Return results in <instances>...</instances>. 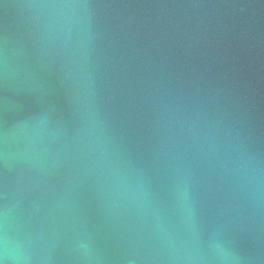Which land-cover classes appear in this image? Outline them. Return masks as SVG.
Masks as SVG:
<instances>
[{
  "label": "water",
  "instance_id": "1",
  "mask_svg": "<svg viewBox=\"0 0 264 264\" xmlns=\"http://www.w3.org/2000/svg\"><path fill=\"white\" fill-rule=\"evenodd\" d=\"M3 264H264V0H0Z\"/></svg>",
  "mask_w": 264,
  "mask_h": 264
},
{
  "label": "clouds",
  "instance_id": "2",
  "mask_svg": "<svg viewBox=\"0 0 264 264\" xmlns=\"http://www.w3.org/2000/svg\"><path fill=\"white\" fill-rule=\"evenodd\" d=\"M0 264H3V261L2 260H0Z\"/></svg>",
  "mask_w": 264,
  "mask_h": 264
}]
</instances>
